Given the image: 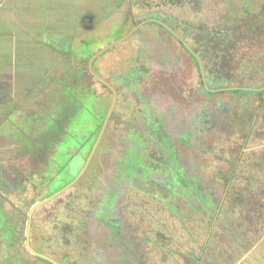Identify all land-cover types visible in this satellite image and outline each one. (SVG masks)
<instances>
[{
    "label": "rangeland",
    "instance_id": "374dc122",
    "mask_svg": "<svg viewBox=\"0 0 264 264\" xmlns=\"http://www.w3.org/2000/svg\"><path fill=\"white\" fill-rule=\"evenodd\" d=\"M263 15L264 0H0V125L8 120L21 127L27 119L33 126L32 118L40 114L37 129L25 124L21 135L10 126L0 141V166L6 169L0 176H12L20 188L29 180L22 193L0 183V264H48L25 247L27 214L49 190L65 186L57 167L65 169L92 113L110 106L109 89L88 71L93 54L132 30L95 57L92 67L99 76L110 77L115 87L124 85L133 68L148 69L159 61L146 47L159 41L167 61L174 55L182 63L166 73L165 81L158 79V90L175 98L179 82L190 90L181 91L188 101L214 102L215 93L203 91L197 65L185 62L188 51L174 36L149 22L135 26L149 17L171 26L202 54L210 70L208 87L233 85L240 91L264 82ZM153 28H159L163 44ZM220 96L233 100L237 109L259 99V94L228 89ZM159 108L153 113L167 123L151 124L145 117L151 111L132 99L122 102L118 93L107 136L82 179L35 210L34 249L62 264H264V101L249 137L248 123L232 131L217 129L206 140L194 136L197 128L188 124L199 113L196 106L179 117L183 107ZM15 132L22 137L13 142ZM29 148L34 151L29 160L19 157ZM130 151L136 152L137 166L116 185L121 155ZM198 154L205 158L201 168L184 170L188 157ZM137 167L143 170L139 176ZM199 177L205 185L228 183L216 215L196 200L193 184ZM44 184L53 189L39 188ZM118 213L127 220L126 234L129 228L137 234L132 241L122 236L133 249L129 256L108 245ZM3 228L13 233L4 235Z\"/></svg>",
    "mask_w": 264,
    "mask_h": 264
},
{
    "label": "flooded vegetation",
    "instance_id": "af4514ba",
    "mask_svg": "<svg viewBox=\"0 0 264 264\" xmlns=\"http://www.w3.org/2000/svg\"><path fill=\"white\" fill-rule=\"evenodd\" d=\"M15 9L19 10L16 7H14L13 10L15 11ZM263 21H264V15H263ZM147 22L154 24V27L155 26L160 27L166 33L174 36L176 41L180 42V44L183 46V48H185L188 51L186 54V56L188 58L187 59L184 58L185 62L193 61L198 67V71H199V75H200V81L203 85L202 86L203 91L206 93L207 92L211 93V94L215 93L216 99L214 100V102H210L209 100L197 102L196 98L188 101L187 97H184L181 95V91L182 90H188L189 88H186L185 86L180 87L178 85L179 82L177 83V85H175V86H178L177 87V95L178 96H176L175 98L171 97V94H170L171 91L158 90V89H160L159 86L156 84L158 82V79L161 81H165L166 78H163V77L168 76V74H166V73H170L172 71H178V69H177L178 65H179V63H182L181 62L182 59L177 58L174 55H172V58H171L172 62L167 61V56L165 55L163 50L161 52V47H159V41H157L155 44L154 43L151 44L149 42V45L146 46V47H150V50H149L150 53L155 54V56L158 57L159 61L154 60V61L150 62V66L148 69L141 70V68H133L131 78H128V81L125 82L124 85L122 84V85H118V87L117 86L115 87V85H113L111 83L113 81L111 80L110 77H108L105 80L104 78L99 76L93 70V67H92L93 60L95 59V57L98 54H100V52L106 51L105 49L107 47L108 48L111 47L114 43L119 42L122 39H124L126 36L130 35L132 33V30H130L124 37L116 39L114 42H112L108 46L102 48L101 50H99L98 52L93 54L91 56V58H89L88 71L90 72L92 78L96 79L104 87L109 89V91L112 95V99H111V103H110V106L107 109V111H105V112L101 111L100 112L98 109H96L97 111L92 113V115H91L92 118H91V120L87 126V131H85V133H83L81 135V138H79V140H78V147L73 146V148H75V150L71 151L72 154L70 155V158L65 159V162L63 165L65 167V169H62V165L57 167L58 168L57 172H59V174L64 173L62 175L63 177L60 178L61 177L60 176L58 181L65 179V181H67L65 186L67 184H69L70 182H72L75 179V177L81 172V170H83L81 175L74 181V183H72L71 186L78 183L82 179L85 171H87V169L89 168V163L91 165L94 162V161H92V159L95 156L96 150H99L100 146L103 143V140L107 136V131H108L107 128H108L110 120L113 117V111H114V107L116 106V103H117L118 93H119V96L121 97L122 102L127 103V101L129 99H132V101L135 105L140 106L142 104V105H144L146 111H151L150 114L145 113L146 122H152L151 124L154 123L155 125H158V124L160 125V124H163L164 122L167 123V120H165V118H163V120H162L160 117H156V115L153 113V112H156V113L159 112L157 109H155V108H159V106H160L159 109H161V111L162 110H170V109H180L181 107H183L184 110L176 112L178 117L180 116L179 113L180 114L181 113L186 114V112L189 109H194L196 106L198 108L199 113H198V115L194 116L193 121L189 122L188 124L189 125H193V124L195 125V128H197L196 129L197 134L194 133V136L198 135L199 139L203 138V140H206L207 135H210L213 131H216L217 129H221V130L229 129L232 131V129L234 127H236L237 125H240V124H248L249 123L248 131H247L248 137H249V134L252 132V130H253L252 128L254 127V125L256 123L257 117H259V113L261 110L260 108L262 107V104L264 101V91H263L264 90V82H263V85L260 86V88H253V87L241 88V92L245 91L246 94H251V93L255 94V95L259 94V99L257 100L258 101L257 103L246 102V105L241 106L242 109H240V108L237 109L234 106L233 100L229 101L227 99H223L220 96V93L225 92V90L228 89V91L229 90L230 91H236V93L238 94L239 92H237V89H239V87H234L233 85H229L228 87H222V86L217 87V86L211 85V87L210 86L208 87L206 85L205 74H206V72H209L210 70L208 68H205L206 63L203 62L204 60L202 61V59H201L202 54H200V53L197 54L196 52H194V50L192 48H190V46H188L186 44V42H184V40L176 33V31L171 26H168L167 24H165L164 22H162L158 19H155L152 17L151 18L149 17L147 19H143L140 22V24L136 25L135 27H138L139 25H144V23H147ZM259 23H260V20H259ZM261 24H263V23L261 22ZM151 28H152V26H151ZM158 29L159 28H153V29H151V31L153 32L154 35H155L154 32H157L155 39L157 38V36H159V39L163 44L164 37L160 34V32L158 33ZM1 34H4V33L2 32ZM152 38H154V37H152ZM262 52L260 53V55H262V59H264V50ZM160 59H161V61H160ZM165 59H166V62L163 66V62ZM150 60H151V58L145 59L146 62H149ZM262 66H264V62L262 64ZM255 68L256 69L253 70V74L256 73L255 75H257L260 73L259 64ZM74 75H75V73H74ZM74 75H73V77H74V79H76V77ZM151 77H153L155 79H153L151 81V79H150ZM125 80H126V78H125ZM149 82H150V85L145 86V83H149ZM41 83L39 81L38 85H41ZM122 89H126V92H122L121 91ZM252 89H254V90H252ZM22 91H24V90H22ZM189 91L190 90H188V92ZM24 92L26 93V91H24ZM127 92H129V93H127ZM259 92H261V93H259ZM22 94H23V92H22ZM247 100H249V99H247ZM260 101H261V103H260ZM12 106L13 105H11V107ZM77 108L79 111L81 110L80 107H77ZM78 110H76V111L78 112ZM39 117H40V114L38 116H34L32 118L34 121L33 126L29 125L30 122L27 119H23L21 121L22 122L21 127L15 125V122H12V121H9V123H8V120H7V122H3L0 125V141L5 140L4 138H6V136H5L6 133H9V131H12L10 126H12L13 128H16L17 131L20 132L21 135H23V131L25 129V127H24L25 124L28 126L29 129L32 127L37 129V126H36L37 121H35V120H39ZM174 117H176V116H174ZM178 117H176V118H178ZM104 122H106L105 125H104ZM196 131H194V132H196ZM166 138H168V137L166 136ZM14 141H15V139L13 140V142ZM18 154H19V152L15 151V155L18 156ZM24 155L25 156L27 155L28 160H29V154L20 153L19 157H22ZM201 156H202V158H201ZM0 157H3V156H0ZM135 157H136V152H134V151H130L128 153H124L121 155V162L123 165L119 166V168L116 169V171H117V179L116 180H118L115 183L116 185L118 184L120 177L127 179V176L128 175L130 176V174H132V172H131L132 168L137 166V162L135 161ZM172 157H173V161H174V159L176 158V155L172 154ZM195 157L196 156H194V157L189 156L188 157V161H187L188 165L186 168H184V170H192L195 167L201 168L200 167L201 163L205 162V158H204L203 154H198L197 158H195ZM237 161H238V159H237ZM168 162H169V160H168ZM197 164H198V166H195ZM138 168L139 167H137V169L134 170V173L136 176H139L141 174V172H143L142 168L141 169H138ZM5 170H6L5 168L0 166V174L5 172ZM176 170H178V169H176ZM199 171H201V169ZM180 172H181V170H180ZM153 177L156 179H159L158 174L153 175ZM177 177L179 178L178 180H180L181 176L177 175ZM200 179H201V177H199L198 180H196V183L193 184L197 190V193L195 194L196 200L198 201V203L200 205H202L204 210L215 211L214 214L216 215L217 211L221 209L222 203L225 200V197H226L225 191L227 189L228 183H226V185H225L223 183L213 182L211 184L205 185V184H201ZM54 180H56V179H54ZM5 181L9 182L10 183L9 185L12 184L13 186H11L10 188H13L14 191L18 192V193L19 192L22 193L23 191H25L26 184H28V182H29V180H28L25 183V185H23V183H22L23 181H22L21 182L22 187L20 188L16 184V180H14V178L12 176L10 178H3V176H0V183H5ZM24 181H26V180H24ZM127 183L131 184V181H128ZM148 183H150V181ZM142 184H145V183H142ZM52 186L53 185H49V184H47V186H46V184H44L43 186H39V188H44L45 191H47L48 189H53ZM133 188L136 189L137 187H133ZM34 189L36 190L37 188H34ZM55 189L56 188H54L52 191L49 190L47 193V196H45L44 198L53 195L54 193L58 192L61 188L58 190H55ZM110 189H113V187L111 186ZM203 189H207L208 192L206 190H203ZM137 191H140V190L137 188ZM0 193H2L1 187H0ZM61 193H59V194H61ZM59 194H57V195H59ZM56 196H54V197H56ZM54 197H52L51 199H53ZM44 198H42V199H44ZM42 199H40V200H42ZM31 207H30V209H31ZM30 209H29L28 214H27V223H28V215H29ZM35 210L33 211L31 218H30L29 244H30V247L35 252L47 256L48 258H50V260L44 259L40 256H37L36 254L31 252L27 248V246H26V230H25V234H24L25 247L34 256L46 261L48 264H55V263L62 264L57 259L52 258L43 252L41 253L32 247L31 240H30V230H31L32 218H33ZM199 214H202V213L199 212ZM118 215H121V217L119 216V217L115 218L116 220L112 223V226L109 229V232L107 235L108 236V245L112 246L113 248H119L120 252H122L123 254L128 253V256H129V255L133 254V249L131 248V245L126 241V239L122 238V236L123 235L130 236L129 239L132 241V237H134V235H137V234H135V233L133 234L131 231V228H129V230L133 235H131V233H128V232L126 234L125 230H126V226L128 225L127 220L122 215V213H118ZM124 219L126 221H124ZM27 223H26V229H27ZM2 231L4 232V235H6L7 232H8L7 235H9L10 233H13L11 230H8L5 228H3ZM113 236L118 239L117 240L118 242L116 241V244L113 241Z\"/></svg>",
    "mask_w": 264,
    "mask_h": 264
},
{
    "label": "water",
    "instance_id": "95a60500",
    "mask_svg": "<svg viewBox=\"0 0 264 264\" xmlns=\"http://www.w3.org/2000/svg\"><path fill=\"white\" fill-rule=\"evenodd\" d=\"M100 80V79H99ZM106 122H104V125H105ZM104 128V127H103ZM83 170H81V172L75 177V179L70 182L69 184H67L66 186H64L63 188H61L58 192L54 193L53 195L49 196V197H46L38 202H36L30 209V212H29V215H28V223H27V229H26V246L27 248L33 252L34 254H36L37 256H40L44 259H48L50 260V258H48L47 256L43 255V254H40V253H37L35 252L31 247H30V244H29V227H30V218H31V215L33 213V211L39 207L40 205H42L43 203H46L47 201H49L52 197L56 196L57 194L61 193L62 191L66 190L67 188H69L72 183H74V181L81 175ZM57 264V263H55Z\"/></svg>",
    "mask_w": 264,
    "mask_h": 264
},
{
    "label": "trees",
    "instance_id": "16d2710c",
    "mask_svg": "<svg viewBox=\"0 0 264 264\" xmlns=\"http://www.w3.org/2000/svg\"><path fill=\"white\" fill-rule=\"evenodd\" d=\"M263 53V52H262ZM264 91V90H263ZM262 91V92H263ZM237 92H241V90L239 91V89H237ZM245 92V91H244ZM259 93H261V92H259ZM20 137H22L21 135H19L17 132H15V135H14V139L15 140H17L18 138H20ZM30 150H31V152H30ZM34 151L31 149V148H29L28 149V151L26 152V154H31V153H33Z\"/></svg>",
    "mask_w": 264,
    "mask_h": 264
}]
</instances>
